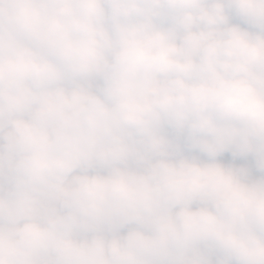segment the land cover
<instances>
[{
    "label": "clouds",
    "instance_id": "1",
    "mask_svg": "<svg viewBox=\"0 0 264 264\" xmlns=\"http://www.w3.org/2000/svg\"><path fill=\"white\" fill-rule=\"evenodd\" d=\"M0 264H264V0H0Z\"/></svg>",
    "mask_w": 264,
    "mask_h": 264
}]
</instances>
